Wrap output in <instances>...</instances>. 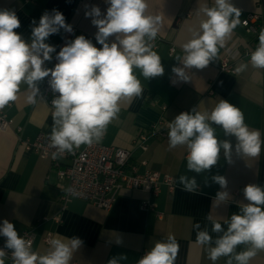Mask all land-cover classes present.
<instances>
[{
  "label": "crops",
  "instance_id": "1",
  "mask_svg": "<svg viewBox=\"0 0 264 264\" xmlns=\"http://www.w3.org/2000/svg\"><path fill=\"white\" fill-rule=\"evenodd\" d=\"M148 14L161 17L157 37L162 41L155 50L161 57L165 72L163 76L145 79L139 69L134 74L140 79L144 89L139 98L121 102L118 118L113 120L100 142L132 151V160H146L152 169L170 174L174 179L171 189L163 186L159 195L154 197L146 191L121 188L117 191L116 201L110 209H103L83 199H73L66 205L61 201L64 182L60 181L57 171L49 159H42L33 151H26L20 139L33 141L41 133H51L52 111L44 96L36 104L27 102L29 89L22 84L18 98L0 112H6L16 124L23 126L20 135L15 128L0 131V225L7 219L13 223L19 235L31 230L35 235L32 247L34 252L46 254L49 245L44 241L47 233L53 238L78 237L82 247L73 253L70 264H107L112 257L124 255L126 260L120 264H137L138 260L150 251L158 240H165L169 234L179 243V253L175 264H213L208 259L207 246H198L195 223L201 230L207 228L213 240L217 234L211 231L212 224L206 217L211 216L222 224L240 207L247 204L243 189L248 184L264 187V145L257 158H241L235 154V136H225L221 126L213 124L215 134L221 141L232 144V163H228L221 148L217 165L210 171L196 174L187 169V149L168 145L167 124L176 115L211 110L219 100H227L237 106L244 114V122L251 130H259L264 140V69H255L249 61L246 71L231 74L220 69L224 50L239 38L242 50L252 48L256 39L247 33L242 25L249 13L259 15L258 24L264 28V0H231L241 10V24L234 30L225 47L220 48L218 58L204 68L191 69V80L177 82L171 69L183 67L175 60L183 55L182 45L191 38L192 28L199 26L205 17L197 10L205 5L213 6L214 0H147ZM98 6L103 18L106 15V0H0V10H14L20 20L15 29L22 38L30 42L33 21L38 25L46 11H60L67 24L72 26L71 33L61 29L58 34L50 35L46 43L56 47L53 59L45 62L49 67L58 62L55 57L67 41L84 35L86 39L100 48L95 40L98 29L92 18L85 12ZM114 37L109 38V42ZM175 51L171 52V48ZM38 87L41 92V84ZM42 94V92H41ZM142 133L148 135V150H143L137 138ZM87 145H81L79 149ZM180 175L195 177L199 188L195 192L182 190L178 182ZM222 175L228 181L227 188L221 189L211 181V176ZM207 181V184H206ZM227 191V202L215 203L217 192ZM150 201L154 209L146 210L143 203ZM3 237V236H2ZM117 239L121 243H117ZM212 246H215L214 244ZM246 250L239 245L237 252ZM221 257L215 264H226ZM250 264H264V251L251 260Z\"/></svg>",
  "mask_w": 264,
  "mask_h": 264
},
{
  "label": "clouds",
  "instance_id": "2",
  "mask_svg": "<svg viewBox=\"0 0 264 264\" xmlns=\"http://www.w3.org/2000/svg\"><path fill=\"white\" fill-rule=\"evenodd\" d=\"M106 3L109 6L103 18L98 6L85 12L98 29L95 40L102 47H96L84 35L76 36L60 48L53 68L45 67V62L53 59L56 47L45 41L61 29L73 31L64 15L55 9L51 13L46 11L38 25L32 22L28 42L14 31L20 27L15 11L0 10V111L17 100L22 84L29 89L28 103L36 104L38 98L44 100L38 82L50 77L51 90L58 94L51 100L53 125L49 147L55 149L53 160L65 152L74 154L81 145L100 142L107 126L118 118L121 102L130 103L142 96L144 89L134 69H139L147 80L163 76L165 72L152 43L160 31L161 17L148 14L147 0H106ZM197 12L205 18L198 27L189 30L191 38L182 45L183 55L175 57L183 67H172L176 77L173 83L190 81L188 70L204 69L216 60L219 49L225 47L233 30L241 24V10L231 0H214L213 6L205 5ZM110 37L114 41L109 42ZM258 41L250 53L249 63L255 69H264V28L259 31ZM248 66L240 63L234 72L242 73ZM213 124L221 126L225 136H235L238 157L260 156L264 145L261 132L249 129L243 112L221 99L210 111L201 112L194 107L167 124L169 148L186 147L189 172L210 171L218 163L221 148L228 163H232V144L218 139ZM211 181L221 189L227 188L228 181L222 175L211 176ZM178 182L187 192L199 188L192 176L180 175ZM243 194L248 203L224 220L226 230L211 216L206 217L212 224L211 231L217 234L214 240L207 228L201 230L198 222L193 225L194 242L207 246L208 259L213 264L221 257L227 258L226 264H250L258 252L264 251V187L248 184ZM228 198L227 191H219L215 203L227 202ZM0 236L6 238L4 247L0 248V264H5L6 250L11 252L12 264H70L73 253L83 244L78 237L52 238L48 240L47 253L41 255L32 250L33 240L20 236L7 219L0 225ZM116 242L119 244L121 240ZM239 245H244L246 250L237 252ZM178 253L179 243L169 234L165 240L156 241L137 264H175ZM126 259L119 255L110 258L107 264H120Z\"/></svg>",
  "mask_w": 264,
  "mask_h": 264
},
{
  "label": "built area",
  "instance_id": "3",
  "mask_svg": "<svg viewBox=\"0 0 264 264\" xmlns=\"http://www.w3.org/2000/svg\"><path fill=\"white\" fill-rule=\"evenodd\" d=\"M258 20L259 15L255 13H249L243 19L242 25L246 32L256 39L255 45L252 48L242 50L238 41L239 38L236 39L237 41L224 50L220 61L222 71L236 74L234 72L236 66L245 61L250 62V53L255 50L259 42L260 26ZM161 41V37H156L152 41L154 44L153 50L158 48ZM174 51L175 47H172L171 52ZM56 63L53 62L48 68H53ZM49 80L50 77L43 80L41 92L51 111H53L51 100L54 95L58 94L52 92ZM12 128H15L18 135L23 131V126L16 124L15 120L9 117L6 112H0V131H7ZM49 136L50 134L41 132L33 141L20 139V144L26 151H33L42 159L51 161L52 168L57 171L60 181L64 182L60 198L65 205L73 199H83L100 208L110 209L116 201L118 189L142 190L156 197L164 185L171 189L174 187V179L170 174L150 168L146 160L133 161L132 151L129 149L107 145L102 142L93 143L91 146L87 145L83 149L78 148L74 154L65 152L62 156L53 160L52 152L55 149L49 147ZM147 138L146 133H142L137 138L143 150L149 148L146 142ZM69 189H71V192H69ZM143 208L153 210L154 206L150 201H145ZM20 236L31 238L34 244L35 235L31 230L24 231ZM52 238V233H47L44 241L48 244V240ZM5 239V237L0 236V248L4 247ZM6 251L5 264H12L11 252L10 250Z\"/></svg>",
  "mask_w": 264,
  "mask_h": 264
}]
</instances>
